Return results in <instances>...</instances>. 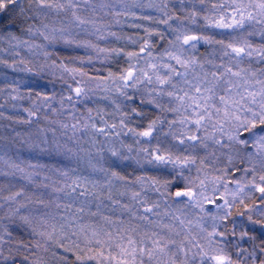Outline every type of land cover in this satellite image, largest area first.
<instances>
[{"label":"snow or ice","instance_id":"obj_1","mask_svg":"<svg viewBox=\"0 0 264 264\" xmlns=\"http://www.w3.org/2000/svg\"><path fill=\"white\" fill-rule=\"evenodd\" d=\"M0 264H264V0H0Z\"/></svg>","mask_w":264,"mask_h":264}]
</instances>
